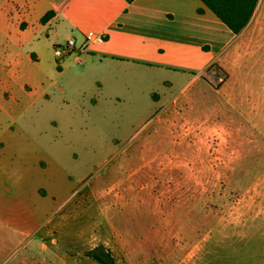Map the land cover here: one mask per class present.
<instances>
[{
    "label": "rangeland",
    "instance_id": "374dc122",
    "mask_svg": "<svg viewBox=\"0 0 264 264\" xmlns=\"http://www.w3.org/2000/svg\"><path fill=\"white\" fill-rule=\"evenodd\" d=\"M49 1L0 0V264H264V0L195 75L56 56Z\"/></svg>",
    "mask_w": 264,
    "mask_h": 264
},
{
    "label": "crops",
    "instance_id": "0c3cea01",
    "mask_svg": "<svg viewBox=\"0 0 264 264\" xmlns=\"http://www.w3.org/2000/svg\"><path fill=\"white\" fill-rule=\"evenodd\" d=\"M48 6L53 15L40 23L42 27L65 22L79 39L69 38L79 45L87 36L101 33L104 42L91 43L88 50L118 62L179 66L184 69L182 72L196 70L192 74L195 75L215 58L220 48L221 21L200 0H51ZM225 30L224 36L229 38L232 32ZM15 31L25 37L29 26ZM47 31L42 33L49 35ZM34 37V41L39 39ZM27 56L35 62L41 59L36 51ZM15 63L16 56L9 54L4 69L9 78L18 73L13 67ZM4 85L8 88L6 82L0 81V88ZM0 97V107L10 100H3L2 91Z\"/></svg>",
    "mask_w": 264,
    "mask_h": 264
},
{
    "label": "trees",
    "instance_id": "16d2710c",
    "mask_svg": "<svg viewBox=\"0 0 264 264\" xmlns=\"http://www.w3.org/2000/svg\"><path fill=\"white\" fill-rule=\"evenodd\" d=\"M233 34L241 32L249 23L258 0H200ZM53 15L47 10L39 19L45 23ZM90 255L99 264H115L111 254L102 246L90 251Z\"/></svg>",
    "mask_w": 264,
    "mask_h": 264
},
{
    "label": "built area",
    "instance_id": "2783aa9c",
    "mask_svg": "<svg viewBox=\"0 0 264 264\" xmlns=\"http://www.w3.org/2000/svg\"><path fill=\"white\" fill-rule=\"evenodd\" d=\"M104 42V37L101 33H93L89 36L86 37V39L84 40L83 43H81L80 45H78V47L76 46V42L73 38H69L67 40V45H66V49H59V48H55L54 49V54L58 57L62 56L63 54L69 53L70 51H74L75 49L78 51H88L89 49V45L91 43H96V44H101ZM75 61L77 63H81V59L76 56Z\"/></svg>",
    "mask_w": 264,
    "mask_h": 264
}]
</instances>
